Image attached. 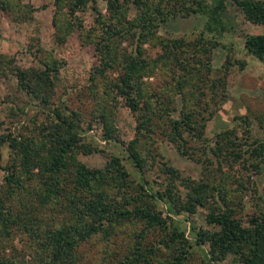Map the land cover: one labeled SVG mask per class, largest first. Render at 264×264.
Listing matches in <instances>:
<instances>
[{
    "label": "trees",
    "instance_id": "1",
    "mask_svg": "<svg viewBox=\"0 0 264 264\" xmlns=\"http://www.w3.org/2000/svg\"><path fill=\"white\" fill-rule=\"evenodd\" d=\"M89 1L97 11L95 24L100 28L102 38L95 41L88 32L95 41L97 52V62L91 66L88 77L92 86H96L98 76L104 77L103 91L112 100L109 105H97L104 137L117 138L114 109L122 102L136 118L135 135L126 148L139 169L144 167L148 151L156 143L153 133L157 127L163 138L176 142L181 153L202 162H209L212 154L215 155L218 169H222L223 163L230 168L243 158L242 151L237 149L240 141L233 134L234 127L216 131L214 141L205 135L207 120L216 111L206 97L205 86L213 88L216 85L215 80L211 83L209 80L210 65L182 56L181 48L187 43L183 36L163 37L156 33L159 20L167 14L160 6L170 0H153L154 7L146 0H132L138 8L133 18L125 17L128 0H106L107 16L100 11L96 0H54L53 23L65 33L75 26L82 27V17L75 11L84 10ZM236 1L247 19L264 22V0ZM194 2L197 6L194 10L208 11L210 22L224 27L220 13L224 0H216L213 5L204 0ZM0 3L5 5L3 0ZM64 6H67L68 17L61 22L58 14ZM153 11L156 15L152 16ZM123 28L135 39V45L131 42L128 48L119 46L116 37L121 36ZM150 39L160 45L161 52L156 57L143 58L142 44ZM243 41L248 52L264 58V32L246 33ZM59 64L60 61L50 55L41 65L21 67L12 64L11 68L18 86L47 105L54 96ZM156 69L162 70L167 77L153 87L145 77L156 73ZM115 70L117 75H113ZM176 94H179L181 104L178 111H175ZM51 108L50 114L46 115L48 120L42 123L38 132L30 128L27 134H0V160L4 140L17 157V161L4 167L7 188L0 184V239L3 233H10L11 224L18 220L5 196L12 194L14 185L22 186L19 179L24 173L23 176H31L39 187L42 186V191L35 199L31 198L22 211L27 220L21 221L31 238L36 264L75 263L81 242L93 235H101L105 246L109 247L114 225L132 219L142 225L132 232L134 242L118 258L117 264H185L194 242L190 241L178 219L164 213L149 200L155 201L156 196L166 198L177 212L184 210L192 214L199 206L207 207L205 219L208 225L196 227L198 238L206 243L203 258L207 264H222L228 255L238 264H264V209L251 213L246 220L236 216L237 202L233 196L238 185L225 181L228 178L226 171L217 180L195 179L182 175L176 167L163 161L164 171L170 178H179L185 191L178 192L176 199L172 198L175 193L170 185L163 191H148L142 183L131 185L128 181L130 173L119 155L111 154L102 166H88L78 160L76 151L89 152L96 148L80 138V113L65 105ZM263 152L264 143L259 142L258 148L253 146L250 153L259 157ZM65 173L69 181L65 180ZM50 204L69 214L42 222L41 213ZM192 227L194 229V224ZM148 229L162 232L155 245H143ZM162 247L168 255L158 257L154 262L151 256ZM0 264L8 262L0 258Z\"/></svg>",
    "mask_w": 264,
    "mask_h": 264
},
{
    "label": "rangeland",
    "instance_id": "2",
    "mask_svg": "<svg viewBox=\"0 0 264 264\" xmlns=\"http://www.w3.org/2000/svg\"><path fill=\"white\" fill-rule=\"evenodd\" d=\"M146 1L151 3L150 7H154L153 0ZM204 1L213 5L216 0ZM128 2L125 17L133 18L138 8L132 0ZM3 3L4 6L0 3V134H27L30 128L38 132L42 123L48 120L46 115L50 114L51 107L65 105L80 113L81 140L96 147L89 152L82 149L75 152L76 158L86 165L102 166L111 154L119 155L130 173L129 184L142 183L148 191H163L166 185H170L175 193L173 199L178 198V192L185 191L179 178H170L169 173L164 171L163 161L176 167L182 175L195 179L217 180L226 171L228 178L225 177V181L238 185L233 196L237 202L236 216L246 220L251 213L264 209V152L259 157L250 153L253 146L258 148L259 142L264 143V58L248 52L243 41L246 33L264 32V22L247 19L236 0H224V8L220 11L223 28L210 22L208 11L194 10L197 7L194 0H170L161 4V11L167 14L159 20L156 33L163 37L183 36L187 43L181 48L182 56L190 61H202L212 68L209 80L210 83L215 80L216 85L205 88L206 97L211 100V107L216 108V111L207 120L205 135L214 141L216 131L234 127L233 134L240 141L237 143L240 148L237 149L242 151L244 157L235 161L230 168L223 163L222 169H218L215 155L210 157L212 162H202L194 156L181 153L176 142L163 138L157 127L153 133L156 143L149 149L144 167L139 169L126 148L128 141L135 135L134 113L118 101L114 109L117 138L104 137L102 120L97 116V105H109L112 100L103 91L104 77H97L96 86H92L88 77L91 66L97 62L95 41L102 38L101 30L95 24L97 11L90 6V1L84 10L75 11L82 17V27L75 26L67 33L53 23L54 0H3ZM96 4L107 16L106 0H96ZM61 11L58 16L63 22L65 16L68 17L67 6ZM153 15H156L154 11ZM88 32L95 41L91 40ZM116 40L122 47L128 48L131 42L135 45V39L125 28ZM142 46L143 58H153L161 52L160 45L152 39ZM50 55L58 59L60 64L52 102L43 105L35 96L18 86L11 65H41ZM112 72L113 75L118 73L117 70ZM166 77L167 74L156 69V73L145 78L153 87H157ZM178 96H175V111L181 106ZM14 153L8 141L4 140L0 160V184L4 189L7 188V170L4 167L17 161ZM23 174L19 179L22 186L14 185L12 194H4L18 218L11 224L10 233H3L0 239V258L8 264H36L32 257L31 238L21 221L27 220V215L22 211L27 208L28 201L35 199L42 191V186L39 187L31 176ZM64 178L69 181L66 173ZM149 200L164 213L178 219L190 241L194 242L185 264H207L203 258L206 243L200 241L196 230L198 225H208L205 219L207 207L199 206L195 213L188 214L184 210L177 212L166 198L156 196L155 201ZM68 214L67 210L50 204L43 209L41 221L49 222L52 217L60 219ZM141 225L140 221L134 219L114 225L109 247L105 246L101 235L84 240L76 250L77 261L72 264H117L118 258L134 242L132 232ZM160 232L159 229H148L142 240L143 245H155L162 236ZM167 255L168 251L162 247L151 257L155 262L158 257ZM222 264L238 263L228 255Z\"/></svg>",
    "mask_w": 264,
    "mask_h": 264
}]
</instances>
